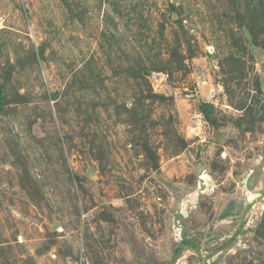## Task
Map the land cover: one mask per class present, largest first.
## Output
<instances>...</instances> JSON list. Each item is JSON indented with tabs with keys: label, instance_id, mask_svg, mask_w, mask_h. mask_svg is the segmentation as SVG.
<instances>
[{
	"label": "rangeland",
	"instance_id": "1",
	"mask_svg": "<svg viewBox=\"0 0 264 264\" xmlns=\"http://www.w3.org/2000/svg\"><path fill=\"white\" fill-rule=\"evenodd\" d=\"M0 264H264V0H0Z\"/></svg>",
	"mask_w": 264,
	"mask_h": 264
},
{
	"label": "trees",
	"instance_id": "2",
	"mask_svg": "<svg viewBox=\"0 0 264 264\" xmlns=\"http://www.w3.org/2000/svg\"><path fill=\"white\" fill-rule=\"evenodd\" d=\"M202 112L204 113L205 117L210 120V111H211V105L209 103H202L201 104Z\"/></svg>",
	"mask_w": 264,
	"mask_h": 264
}]
</instances>
